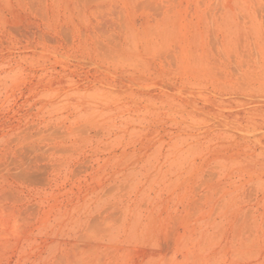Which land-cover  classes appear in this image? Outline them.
<instances>
[{"label": "rangeland", "instance_id": "1", "mask_svg": "<svg viewBox=\"0 0 264 264\" xmlns=\"http://www.w3.org/2000/svg\"><path fill=\"white\" fill-rule=\"evenodd\" d=\"M0 264H264V0H0Z\"/></svg>", "mask_w": 264, "mask_h": 264}]
</instances>
